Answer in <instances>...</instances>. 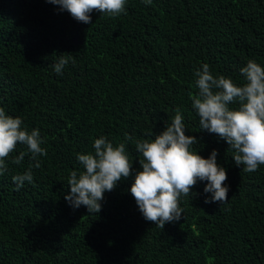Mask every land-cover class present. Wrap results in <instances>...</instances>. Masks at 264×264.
<instances>
[{"label":"trees","instance_id":"obj_1","mask_svg":"<svg viewBox=\"0 0 264 264\" xmlns=\"http://www.w3.org/2000/svg\"><path fill=\"white\" fill-rule=\"evenodd\" d=\"M101 15L85 24L47 0H0V107L40 129L47 150L40 168L23 144L6 159L0 264H264V165L242 171L224 140L200 130L190 97L204 63L237 85L248 60L264 67V0H127L118 17ZM63 53L73 59L60 75L53 65ZM177 108L199 140L192 150H218L227 203H205L212 194L198 180L179 200V221H146L130 192L142 157L128 141L132 173L104 193L101 212L69 205L78 153H94L101 136L114 146L125 134L154 139ZM29 165L33 182L17 191L13 176Z\"/></svg>","mask_w":264,"mask_h":264},{"label":"clouds","instance_id":"obj_2","mask_svg":"<svg viewBox=\"0 0 264 264\" xmlns=\"http://www.w3.org/2000/svg\"><path fill=\"white\" fill-rule=\"evenodd\" d=\"M67 11L78 22L92 23L91 14L96 11L111 18L125 12L127 0H47ZM151 4L152 0H144ZM101 15V16H102ZM70 53L59 56L53 65L54 71L62 75L64 67L72 60ZM244 78L242 85L234 83L230 77L214 76L211 66L202 64L195 71V86L198 94L190 97L193 108L199 116L201 131L216 134L233 151L232 158L242 171L251 173L264 165V67L256 60H248L240 69ZM238 103V108L229 105ZM184 117L179 108L165 129L154 139H137L125 134L124 142L114 146L108 137L101 136L94 141V153H78L77 159L82 170L71 171L68 185L71 193L65 199L74 209L86 206L90 214H98L102 209L104 193L111 192L122 178L132 173V162L126 152V143L131 141L141 154V169L135 175L130 192L146 221L164 228L166 223L181 219L183 209L179 205L181 196L191 194L197 181H207L205 193L211 197L205 203H227L229 186H225L227 169L217 163L218 150H213L208 158H203L192 146L199 143L196 136L186 135ZM20 117L7 115L0 107V175L8 164L6 159L16 149L17 144L27 146L34 167L40 168L39 156H47L41 145L45 140L40 129L29 131L22 127ZM228 149V150H229ZM25 152L12 158L11 163L19 165ZM33 165L22 174L13 176L17 191L25 181L33 182Z\"/></svg>","mask_w":264,"mask_h":264},{"label":"water","instance_id":"obj_3","mask_svg":"<svg viewBox=\"0 0 264 264\" xmlns=\"http://www.w3.org/2000/svg\"><path fill=\"white\" fill-rule=\"evenodd\" d=\"M73 41H74V43H75V44H79V41H78V36H75V38H74V40H73Z\"/></svg>","mask_w":264,"mask_h":264}]
</instances>
